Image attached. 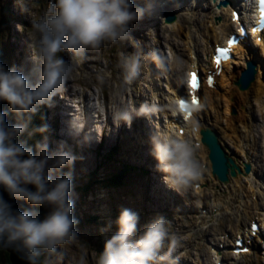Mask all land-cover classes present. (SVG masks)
<instances>
[{"label":"clouds","instance_id":"1","mask_svg":"<svg viewBox=\"0 0 264 264\" xmlns=\"http://www.w3.org/2000/svg\"><path fill=\"white\" fill-rule=\"evenodd\" d=\"M154 7L152 0L143 7L135 5L134 0H54L32 22L31 42L38 57L32 73L25 75L15 66L7 68L0 63V101L8 104L7 111L0 110V187L10 199L33 206L20 211L0 196V245L13 247L27 264H37L41 257L51 260L59 254L58 249L78 239V220L72 214L75 202L71 172L77 157L65 150L63 143L49 151L48 137L44 135L47 125L28 132L29 137L34 133L44 135L36 143L35 152L19 137L28 131L30 115L41 105L51 107L70 78L71 64L61 53L83 57L89 51H99L106 43L127 41L133 38L134 24ZM149 56L159 69L166 67L164 57L156 50ZM120 67L124 83L131 85L140 75V56L122 55ZM109 76H100L101 83ZM156 111L155 104L143 102L134 111L116 112L114 122L130 127L134 116L149 119ZM9 112L17 117L11 126L6 122ZM25 114H30L27 119ZM150 142L164 182L181 194L186 192L201 174L193 145L169 134L152 135ZM66 167L69 171L62 172ZM37 207L46 208V213L41 216L34 210ZM138 221L136 212L121 209L115 221L118 230L106 240L96 264H178L171 252L179 240L169 237L168 221L158 216L137 236ZM166 240L168 251L162 252ZM79 264H84L83 257Z\"/></svg>","mask_w":264,"mask_h":264},{"label":"rangeland","instance_id":"2","mask_svg":"<svg viewBox=\"0 0 264 264\" xmlns=\"http://www.w3.org/2000/svg\"><path fill=\"white\" fill-rule=\"evenodd\" d=\"M52 2H54V0H0V43H2L3 47L6 48L4 52H6L8 62L7 68H12L13 66H15L16 68H18V70L22 71L19 64L22 61L23 54L19 51V49H16V45H19L16 43L22 42V48L26 52H28V49H32V22L34 19H39L45 13L49 4ZM5 7H9L8 11H11L9 12V14H7L8 17H6L5 15L6 18L4 17ZM24 9H27V11ZM4 19L6 21L3 22ZM26 44L28 45L26 46ZM27 54L26 56L24 55V57L31 62L30 65L32 66V64H35V60L33 58V55L35 54L32 51L28 52ZM63 58L70 63L69 56L65 53H63ZM14 59L15 62L17 61V59H19V64L15 63ZM30 65H25L28 68L27 70H29ZM88 67L89 66L86 65L84 66V69L86 70ZM93 70L95 74H92ZM91 74L92 76L91 78H89ZM102 74L103 73H101V71H99L97 67L91 66V70L88 75H86V79H84V82L94 83V80L100 81L99 77L102 76ZM77 75H79V73ZM92 85H94L96 88V95L99 91L100 85L95 83ZM73 86L77 88L76 83H74ZM83 88L87 87L83 86ZM114 97L115 96L113 95V98ZM41 106L38 108V110H40L43 119L44 115L41 110L44 109L45 105ZM13 116L17 121L16 115L14 114ZM261 117H264V111L261 112ZM54 145L56 148H58L57 143L54 142L53 146ZM69 151L73 152V149ZM89 156L90 157L88 158L81 159V166L83 167L80 168L79 157V159H77V161L75 162L77 164L73 165L71 168L73 182L72 198L75 202L72 214H74L73 216L78 220V224L76 225L78 239L65 245L63 248L58 249L57 251L59 254L57 256H53L51 260H45L44 257H41L43 260V264H79L81 257L84 258V264H96L99 254L104 249L106 240L118 230L115 221L117 220L121 209H123L120 207V205L134 201L131 198H125L123 202H121L119 205H116L117 200L112 193H110V196L112 198L105 197L102 196V194H99L98 191H100L104 183L98 182V178H102L103 175H101V173H103L105 170H101V172L98 173L97 176L90 175L93 181H90L92 183V186L91 188H89L87 181L88 179L87 177H85V175L88 174L93 168H95L96 163L101 162V160L99 159L103 158L102 156L99 158H95V156L93 155ZM61 171L68 172L69 169L66 167ZM79 174L80 177L74 178ZM74 188H78L79 191H82V189L84 188H88L93 194L90 193V195L86 196L84 193H76L74 191ZM113 193L117 194L118 191H114ZM46 211L47 209H45V213ZM92 215L96 217V220H89ZM111 225L116 229L114 227H111ZM3 251L6 252L5 250ZM0 264L5 263L0 262Z\"/></svg>","mask_w":264,"mask_h":264},{"label":"trees","instance_id":"3","mask_svg":"<svg viewBox=\"0 0 264 264\" xmlns=\"http://www.w3.org/2000/svg\"><path fill=\"white\" fill-rule=\"evenodd\" d=\"M8 8L9 7H5L4 9V17L6 15V17H8L7 14H9V12L11 11H8ZM5 17V18H6ZM6 21L5 19L3 20V22ZM5 47H3V44L0 43V59L2 60L3 62V65H5L7 67V57H6V52L5 51ZM12 115V118L14 119V123H16V119L14 118V113H11ZM30 114H26V119L29 117ZM43 125V119H42V114L40 112V110H37V112L35 114H32L30 115V123L28 125V131L25 132L23 135H21L19 137L20 140L22 141H26L27 142V145L28 146H31L33 147V150L35 152V145L37 142L41 141L42 138L44 137V135H41L40 133H34L31 137H29L28 135V132H32L34 129L40 127ZM95 175V173H93ZM93 176V175H92ZM88 187L91 188L92 186V183L90 181H93L92 177L91 176H88ZM90 182V183H89ZM88 189V188H86ZM85 190L82 189V191ZM89 190V189H88ZM37 212L43 216L45 214V209L44 207H37ZM89 220H96V217L95 216H91V218H89ZM0 262L2 263H5V264H11L10 263V260H9V256H8V253L4 252L3 250L0 249ZM37 264H43V260L42 258H40L38 261H37Z\"/></svg>","mask_w":264,"mask_h":264},{"label":"bare ground","instance_id":"4","mask_svg":"<svg viewBox=\"0 0 264 264\" xmlns=\"http://www.w3.org/2000/svg\"><path fill=\"white\" fill-rule=\"evenodd\" d=\"M29 47V46H28ZM24 59H25V57H24ZM30 65L31 64V62L30 61H28L27 60V58L25 59V62H24V65ZM31 66V65H30ZM29 66V71L32 73V70H33V64H32V66L30 67ZM174 86H175V88L176 89H178V86H177V84H173ZM252 89H255V91H254V93H255V99H257L258 98V95L256 94V93H259L262 89H264V86L263 87H261V90H258V89H256L255 88V85L252 87ZM251 89V90H252ZM249 92V91H248ZM245 93H247V92H245ZM55 98H57L58 99V96H56ZM54 98V100L56 101V99ZM246 100H250V98L248 97V98H246ZM55 104H56V102H54V104H53V107L51 106V107H49V106H47V105H45V107H44V109L46 110V112L48 113L47 115L51 118V120H52V122H54V123H58V121H57V113L55 112V110H54V107H55ZM57 105V104H56ZM88 108H90L89 106H88ZM252 104H250V112H251V114H252ZM51 109V110H50ZM246 109V108H245ZM62 110H63V108L62 107H57V111H59V112H62ZM50 113V114H49ZM254 115V114H253ZM60 116V115H59ZM62 117V116H61ZM64 117H62V118H60L59 119V122H61V120L63 119ZM94 120V126H93V131L96 129V126H97V120L96 119H93ZM71 123V122H70ZM62 124H64V122L62 123ZM69 125V124H68ZM71 126H72V131H71V133L69 132L70 130H69V128H64V132H66V130H68L67 131V136L69 137V138H72V139H74L75 141H77L78 139H76V137L77 138H79L80 136H78V135H75L74 134V132L73 131H75V132H77L78 133V130H79V127L75 124V123H71L70 124ZM227 125H230V121L228 120V118H227ZM67 126V125H66ZM71 129V128H70ZM150 129V131L152 132V133H154L155 132V130L153 129V128H149ZM50 130H51V128L49 127L48 128V131H47V133L48 132H50ZM196 132H199V130H196ZM259 132H262V130H261V128L259 127V124H258V120H256V119H254L252 122H251V126H250V135H249V137H251L252 139H254L255 141L253 142V144L255 143V145H256V142L258 143V139H257V136H259L260 135V133ZM68 134H70V135H68ZM84 134V133H83ZM126 136L128 137V138H130V137H132V136H129V135H127L126 134ZM67 138V137H66ZM148 137L146 136L145 137V139H147ZM142 141H144V139H141ZM262 145V144H261ZM253 148H252V153H253V156H255L256 155V150H255V147L254 146H252ZM56 150V149H55ZM54 151V150H53ZM84 161H86V160H84ZM83 167V166H82ZM86 170V169H85ZM262 219H264V218H262ZM242 255V254H241Z\"/></svg>","mask_w":264,"mask_h":264},{"label":"water","instance_id":"5","mask_svg":"<svg viewBox=\"0 0 264 264\" xmlns=\"http://www.w3.org/2000/svg\"><path fill=\"white\" fill-rule=\"evenodd\" d=\"M0 63L3 64L2 60L0 59ZM0 110H8V104L6 102H2L0 101ZM6 122L8 123V125H13L14 123V119L12 118L11 112L8 113L7 117H6ZM30 189L35 190L33 186L29 185L28 186ZM0 196H3V198L8 201L10 204H12L13 208L20 210V211H24L25 209H32L33 206L29 205L27 202H25L24 200H13L10 199L7 192L4 191V189L2 187H0ZM35 211H37L38 209L35 208ZM0 249L1 250H5L8 253L9 256V260L11 264H27V261L24 259H21V256L18 252H16L14 250L13 247H8V246H2L0 245Z\"/></svg>","mask_w":264,"mask_h":264},{"label":"snow or ice","instance_id":"6","mask_svg":"<svg viewBox=\"0 0 264 264\" xmlns=\"http://www.w3.org/2000/svg\"><path fill=\"white\" fill-rule=\"evenodd\" d=\"M261 2V17H262V23H264V0H260ZM231 43V41H230ZM191 79L189 81L190 83V86L195 89L198 87V82H197V77H196V74L195 73H190L189 74ZM209 83L211 84V79H209ZM193 104H196L197 103V100L196 98H193L192 101H191ZM181 108H184L186 105H185V102L183 100H181V104H180ZM190 115V114H189Z\"/></svg>","mask_w":264,"mask_h":264}]
</instances>
